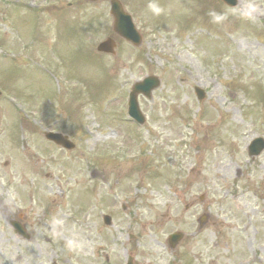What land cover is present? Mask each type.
I'll return each instance as SVG.
<instances>
[{
  "label": "rangeland",
  "instance_id": "374dc122",
  "mask_svg": "<svg viewBox=\"0 0 264 264\" xmlns=\"http://www.w3.org/2000/svg\"><path fill=\"white\" fill-rule=\"evenodd\" d=\"M82 1L83 7L78 6L77 0H0V41H4L0 60H4V56L13 58L14 62L23 59L28 66L22 64L21 72L16 71V74L7 71L2 86L7 87L11 82L16 95L28 98L34 95L35 99L27 102L28 108H23V103L18 101L16 113L43 125L40 131L46 128L81 131L78 148L70 153L48 146L40 136L38 154L31 157L36 175L23 177L27 180L23 182L24 190L27 192L33 184L37 191L35 200L29 203L24 197L23 202L31 220L38 224L39 237L35 231L33 241H22L23 264L53 261L58 264H126L132 251L138 255L140 263L168 264L171 253L165 243L167 237L173 232L185 231L186 248L190 249L199 227L194 222L182 225L175 221L183 208L174 197L173 200L164 197V193L169 195L168 190L163 189L165 184L176 187L190 177L205 199L210 200V194L204 190L214 188L217 193L220 186L232 185L231 179L240 168L243 177L239 180L245 188L242 204L249 209L257 205L248 192L264 177V154L250 160L246 146L256 137H264V43L257 39L262 36L260 32L264 34L261 24L264 19L260 21L264 18V0H240L238 9L232 11L246 15L240 26L231 20L228 22L226 17L230 15L225 14L228 11L213 12L211 7L212 12H206L209 0H199L196 12H192L193 6L189 10L186 0L176 3L164 0L165 9L173 8L174 12L154 11L150 7L152 0H138L137 4H133V0H120L129 12H134L143 42L139 48L121 43L117 56L104 55V60L94 55L91 48L96 51L99 42L114 38L109 1L79 2ZM51 2L76 3L62 12H66L78 27L83 25V30L78 29L81 38L75 39L74 28L62 16L58 32L54 30L59 36L54 47L56 52L44 54L39 50L43 45L38 48L35 41L54 36L47 30L56 25L57 13L37 16L40 24L45 22L42 27L45 35L37 23L33 25L31 19L18 17L16 24L27 31L26 36L13 27L9 14L4 20L1 14L9 12L15 4L18 11L25 12L28 3L39 8L37 12H44L51 9L42 6ZM149 8L151 12H145ZM73 41H79L76 42L78 47L69 48ZM79 44L86 46L80 49ZM44 47L51 49L52 45L46 42ZM56 54L61 61H54ZM38 65L44 68L49 65L50 71L46 70L45 74L36 71ZM149 75L159 77L162 85L153 93L152 101L139 100L147 125L137 127L139 133L136 134L126 114L128 91L134 83ZM103 76L113 83L115 94L111 98L114 107L109 103L100 107L101 111L108 110L106 114L96 111L89 102V98L95 102L94 96L86 94L89 98H84L81 93L82 88L88 90L93 83L92 90L98 88L102 96ZM196 86L207 93L202 102L195 95ZM4 102L9 101L4 98ZM82 111L79 125H73L78 128H72L68 122L78 119ZM1 117V123L4 118L8 124L7 141L16 138L19 144L21 130L13 120L12 109L3 108ZM216 122H220L219 125ZM214 123L212 130L210 127ZM205 130L217 137L205 139ZM131 131L138 138L131 136ZM223 141L229 147H223ZM17 143L11 141L14 154L21 158ZM207 146L211 147L209 152L205 150ZM144 163L150 168L138 171ZM191 167L200 172L196 170L190 175ZM218 171H221L219 177H212ZM24 174L29 175L27 168ZM94 178L96 199L90 203L85 199L87 194L79 196V188L87 186L89 191ZM49 201L54 213L45 215ZM124 202L135 203L131 216L122 212ZM77 209L85 210L79 213ZM168 210L172 222L167 220ZM101 213L113 217L112 228L103 226ZM142 213L146 217L143 218ZM134 220L137 226L129 231ZM248 220L244 217L234 223L231 219V226L238 225L236 232L231 226L229 229L223 225L205 228L207 230L197 237L204 249L201 251L204 262L198 259V264L211 260L213 264H255L258 259L261 263L256 264H264V249L256 250L264 246V237L253 239L254 223L250 225ZM142 224L147 226L145 234L140 235L139 240H130L128 235L137 232ZM53 226L60 229L54 230ZM45 236L50 239L46 240ZM8 248L0 240V264H16V257Z\"/></svg>",
  "mask_w": 264,
  "mask_h": 264
},
{
  "label": "water",
  "instance_id": "95a60500",
  "mask_svg": "<svg viewBox=\"0 0 264 264\" xmlns=\"http://www.w3.org/2000/svg\"><path fill=\"white\" fill-rule=\"evenodd\" d=\"M112 12L116 18V24H115V31L121 35L122 37H125L128 40L134 41L135 43H139V38L130 26V29L127 28V25H132L131 20L128 16L124 14V12L121 9V6L117 2H112ZM111 45V42H107L103 45L100 46L99 50H106L107 47ZM146 80L143 84H138L134 88V92H143L145 94H149L151 89H154L155 87L158 86V81L151 79ZM130 113L133 116H138V109L136 105V100H135V94L131 95V101H130Z\"/></svg>",
  "mask_w": 264,
  "mask_h": 264
},
{
  "label": "flooded vegetation",
  "instance_id": "af4514ba",
  "mask_svg": "<svg viewBox=\"0 0 264 264\" xmlns=\"http://www.w3.org/2000/svg\"><path fill=\"white\" fill-rule=\"evenodd\" d=\"M12 181V180H11ZM7 182H9L7 180ZM7 187V185L2 184L0 188ZM8 185V190L12 191ZM8 190H4L2 196H8ZM15 205V203H14ZM22 214L18 211L16 214L4 206V201L0 199V236L5 241L17 242L21 237L22 233L18 228H22ZM29 238V236H28ZM17 262V260H16Z\"/></svg>",
  "mask_w": 264,
  "mask_h": 264
},
{
  "label": "clouds",
  "instance_id": "9594fccd",
  "mask_svg": "<svg viewBox=\"0 0 264 264\" xmlns=\"http://www.w3.org/2000/svg\"><path fill=\"white\" fill-rule=\"evenodd\" d=\"M153 8H154V11H156V12L160 11V9L159 8H155V6H153Z\"/></svg>",
  "mask_w": 264,
  "mask_h": 264
}]
</instances>
